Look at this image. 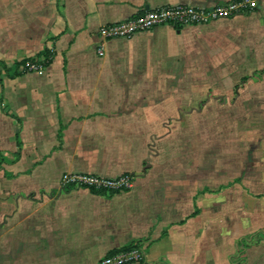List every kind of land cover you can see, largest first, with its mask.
<instances>
[{
	"label": "crops",
	"instance_id": "crops-1",
	"mask_svg": "<svg viewBox=\"0 0 264 264\" xmlns=\"http://www.w3.org/2000/svg\"><path fill=\"white\" fill-rule=\"evenodd\" d=\"M237 1L0 0V264H99L136 243L145 264H232L246 238L241 264H264V89L238 95L258 136L211 150L208 170L200 156L186 169L170 136L184 119L180 98L218 95L202 88L203 74L249 73L251 49L253 69L264 68V0L206 26L112 40L97 54L104 25ZM45 50L54 54L43 73L18 68ZM66 174L130 175L133 185L103 196L64 188Z\"/></svg>",
	"mask_w": 264,
	"mask_h": 264
},
{
	"label": "rangeland",
	"instance_id": "rangeland-1",
	"mask_svg": "<svg viewBox=\"0 0 264 264\" xmlns=\"http://www.w3.org/2000/svg\"><path fill=\"white\" fill-rule=\"evenodd\" d=\"M248 12H242L240 14H246ZM257 55V50L251 49L249 51L251 63L249 73L246 71L241 72V69L237 65L231 66L236 70L232 73L233 80L220 77L222 73L225 75L230 73L229 71L227 72L226 69L229 66L226 65L219 67L217 73L212 72L207 77H204L203 74L202 88L204 89L211 85V89L218 90L217 96L213 95V93H208L206 96L201 97L192 96L180 98L185 101H180L179 106V114L184 119L183 122L181 121L179 123V127L177 126L178 123H171L170 136L171 138H177L179 140L177 147H179L181 152H185L186 169H193L194 160L197 161L198 156H200L202 158L203 169L208 170L211 150L214 149V154L217 152L219 155H223L227 152L226 147H232L234 141L239 142L238 140L242 137L258 136L259 126L257 120H250L251 114L247 113L242 106L247 104L243 101L246 98L238 96L239 93L245 90L253 92V90L264 89V68L260 70L253 69V66H256L253 63ZM235 76H244L245 79H235ZM172 148L173 145L171 144V163H174L175 167H177V162H174L178 158L177 149L173 153ZM180 156V161H182V155L180 154ZM174 164L171 167H174ZM180 167H184L182 163ZM67 175L69 174L64 176ZM72 176H87L104 181H116L130 175H123L111 179L88 174ZM62 185L64 188H68L63 178Z\"/></svg>",
	"mask_w": 264,
	"mask_h": 264
},
{
	"label": "built area",
	"instance_id": "built-area-1",
	"mask_svg": "<svg viewBox=\"0 0 264 264\" xmlns=\"http://www.w3.org/2000/svg\"><path fill=\"white\" fill-rule=\"evenodd\" d=\"M254 8L255 5L251 0H240L218 4L207 10L188 6H165L144 11L122 22L107 24L99 28L100 41L97 46V54L103 56L106 44L112 40H128L138 34L148 33L160 27L180 31L193 26H206L217 20L232 18ZM50 54L53 56L54 51L50 50ZM45 68L36 60H30L26 62L23 72L41 74ZM63 181L68 187L77 186L89 190L103 188L108 192L130 190L133 182L131 176L116 181H104L95 177L72 175L64 176ZM145 262L146 248L143 244L136 243L128 251L108 254L100 260L99 264H145Z\"/></svg>",
	"mask_w": 264,
	"mask_h": 264
},
{
	"label": "trees",
	"instance_id": "trees-1",
	"mask_svg": "<svg viewBox=\"0 0 264 264\" xmlns=\"http://www.w3.org/2000/svg\"><path fill=\"white\" fill-rule=\"evenodd\" d=\"M36 61L38 63L42 64L43 66L48 67L50 65V63L52 62V56L50 54V51L49 50H45L38 57V59ZM25 64H26V61L20 63L18 65V68L24 69L25 68ZM4 162H5V160H4L3 156L0 154V169L2 168V165L4 164ZM91 191L94 192V193L103 195V196H110V195L117 194V193H121V192H127L129 190H111L110 192H108L106 189L100 188L99 190L91 189ZM251 243H252V239H250V238H246V239L242 240L241 242H239V248H240L239 254H240V256L239 257H236V258H233L232 264H241V263H244L245 262V260L242 259V255L244 253V250ZM133 246H134V244H130L129 246L124 247V248H122L120 250L113 251L110 254H113V253L118 252V251H122V252L128 251Z\"/></svg>",
	"mask_w": 264,
	"mask_h": 264
}]
</instances>
